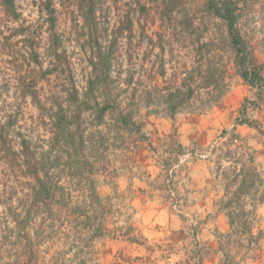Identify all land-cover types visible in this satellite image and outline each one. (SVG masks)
<instances>
[{
    "label": "rangeland",
    "instance_id": "1",
    "mask_svg": "<svg viewBox=\"0 0 264 264\" xmlns=\"http://www.w3.org/2000/svg\"><path fill=\"white\" fill-rule=\"evenodd\" d=\"M44 1L14 0L13 19L0 0V125L67 191L109 196L116 227L142 237L97 238V263L264 264V98L237 74L207 0H54L52 31ZM236 1L264 65V0ZM114 101L147 141L120 132L117 113L99 119ZM244 116L263 131L239 125ZM3 176L22 192L13 168L0 164ZM230 200L238 239L227 236Z\"/></svg>",
    "mask_w": 264,
    "mask_h": 264
},
{
    "label": "trees",
    "instance_id": "2",
    "mask_svg": "<svg viewBox=\"0 0 264 264\" xmlns=\"http://www.w3.org/2000/svg\"><path fill=\"white\" fill-rule=\"evenodd\" d=\"M53 1L45 0L42 4L50 31L55 27ZM1 3L7 15L13 19L19 18L14 0H1ZM207 5L209 11L226 27L237 74L246 85L256 90L258 99L262 100L264 65L256 62L240 34L237 1L207 0ZM99 83L106 86L105 80ZM119 109L115 101L105 104L99 109L98 117L103 120L108 113H117L116 123L120 132L141 134L147 141L141 126L135 123L129 113ZM73 121L70 118L67 122L65 133ZM239 125L263 131L257 121L245 116ZM10 133L8 126L0 125V164L13 168L14 177L21 178L20 185L23 184V187L22 192L18 193L9 184L13 182L9 177L0 179V264H98L93 249L97 238L107 235L116 238L122 233L128 243L141 242L142 237L133 234V227H116L109 196L102 197L93 187L89 197L75 196L67 191L66 183L47 175L37 148L20 135L19 141L13 140ZM246 181H240L235 199L244 196ZM89 184L93 186L94 181L91 180ZM232 202L230 200L224 208L230 226L227 236L229 239H238L242 237L237 226L241 215L230 206ZM219 264L236 263L231 255L225 254Z\"/></svg>",
    "mask_w": 264,
    "mask_h": 264
}]
</instances>
